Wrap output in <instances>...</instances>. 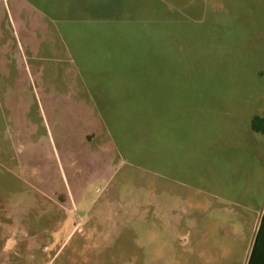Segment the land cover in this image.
<instances>
[{
    "label": "rangeland",
    "instance_id": "obj_1",
    "mask_svg": "<svg viewBox=\"0 0 264 264\" xmlns=\"http://www.w3.org/2000/svg\"><path fill=\"white\" fill-rule=\"evenodd\" d=\"M255 114L264 0H0V245L92 242L144 202L117 242L182 264L177 214L264 197Z\"/></svg>",
    "mask_w": 264,
    "mask_h": 264
},
{
    "label": "crops",
    "instance_id": "obj_2",
    "mask_svg": "<svg viewBox=\"0 0 264 264\" xmlns=\"http://www.w3.org/2000/svg\"><path fill=\"white\" fill-rule=\"evenodd\" d=\"M93 41L96 42L97 39ZM258 115L255 114L251 119L252 135L257 133L264 137V134L252 128V120ZM214 197L220 198L223 206L217 213L207 212L206 218L209 219L207 223L198 221L201 219L199 214L192 211L187 217L182 214L175 216L177 225H185L186 233L191 235L188 243L189 252L187 256L184 254L182 264H248L261 225L264 197L241 195H214ZM115 198L119 200V197ZM50 201L55 203L57 199L51 198ZM116 206L118 213L106 219L111 221V226L100 229L97 238L92 239V242H89V233H87L79 242L72 245L65 244V242L49 245L33 240L28 243L3 244L0 245V264H135L133 244H120L117 240L119 235H122L124 231L128 232V229L131 235L135 233L134 231H139L134 227L135 222L133 221L137 217L141 218L143 234L148 232L145 224L150 223V212L145 213L144 210L148 206L150 209L151 205L149 203L146 206L142 202L144 210L139 213V216L137 213L128 212L126 204ZM226 215L237 218V223L227 221ZM84 216L85 214H82L80 217L84 218ZM153 218L161 219L159 213ZM11 219H16V217H11ZM184 219L189 222H184ZM212 219H217V222H212ZM75 229L73 228L69 235ZM215 235L219 239H215ZM136 245L138 248L143 247L139 243Z\"/></svg>",
    "mask_w": 264,
    "mask_h": 264
},
{
    "label": "trees",
    "instance_id": "obj_3",
    "mask_svg": "<svg viewBox=\"0 0 264 264\" xmlns=\"http://www.w3.org/2000/svg\"><path fill=\"white\" fill-rule=\"evenodd\" d=\"M252 128L256 132L264 134V116H255L252 120ZM264 264V212L261 225L248 264Z\"/></svg>",
    "mask_w": 264,
    "mask_h": 264
}]
</instances>
